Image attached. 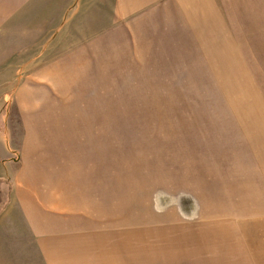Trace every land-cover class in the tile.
<instances>
[{
  "label": "rangeland",
  "instance_id": "374dc122",
  "mask_svg": "<svg viewBox=\"0 0 264 264\" xmlns=\"http://www.w3.org/2000/svg\"><path fill=\"white\" fill-rule=\"evenodd\" d=\"M108 1L0 36V205L55 206L56 264H264V0Z\"/></svg>",
  "mask_w": 264,
  "mask_h": 264
},
{
  "label": "crops",
  "instance_id": "0c3cea01",
  "mask_svg": "<svg viewBox=\"0 0 264 264\" xmlns=\"http://www.w3.org/2000/svg\"><path fill=\"white\" fill-rule=\"evenodd\" d=\"M46 2L48 5H54V0H0V36L6 35L8 32H18L20 42L17 44L20 47L32 44L38 40L39 28L38 23H29L35 19L34 12L39 9L41 4ZM198 11L204 14L211 13L206 0H196ZM111 7V20H117L124 17L125 14H119L120 9H124L127 13L131 10L140 8L139 0H127L122 4L120 0L108 1ZM127 15V14H126ZM113 42V40H112ZM18 48V47H16ZM92 48V47H91ZM52 64L50 67H53ZM72 68V67H71ZM50 68L47 67L38 77V82H49ZM53 72V71H52ZM54 82V81H53ZM22 88V87H21ZM20 88V89H21ZM23 92L20 90L18 93ZM39 136V133H30L31 135ZM50 140V133L47 131V141ZM42 153H32L26 157L35 160H46L48 156H41ZM33 167L24 166L20 168V175L26 177ZM32 174L34 173L31 172ZM15 196L17 192L15 190ZM24 196V193H23ZM18 203H5L0 205V264H56V259H71L74 260L79 255H66L69 251L67 246V238L74 236L70 230H63L56 224L55 206L45 203H29L26 199H17ZM76 241L85 239L86 234H76ZM63 240V249L60 245ZM61 241V242H60ZM70 248V246H69ZM71 249V248H70ZM67 250V251H66ZM63 255L56 258V254ZM84 258V257H82ZM79 259V258H77Z\"/></svg>",
  "mask_w": 264,
  "mask_h": 264
}]
</instances>
